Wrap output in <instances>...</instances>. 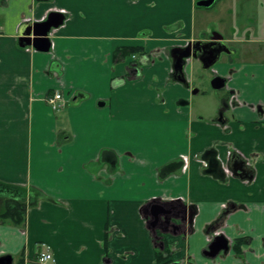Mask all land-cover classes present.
I'll list each match as a JSON object with an SVG mask.
<instances>
[{"label":"crops","instance_id":"crops-1","mask_svg":"<svg viewBox=\"0 0 264 264\" xmlns=\"http://www.w3.org/2000/svg\"><path fill=\"white\" fill-rule=\"evenodd\" d=\"M195 1L0 0V213L9 199L27 207L21 225L0 219V257L38 264L47 244L54 264H264V0H243L250 22ZM52 12L65 18L49 50L21 46L22 25ZM212 26L233 52L210 70L188 59L186 87L170 48ZM132 45L153 62L116 56ZM55 92L59 111L46 101ZM230 154L249 176L224 170ZM152 204L169 211L162 247ZM220 235L229 250L207 255Z\"/></svg>","mask_w":264,"mask_h":264},{"label":"water","instance_id":"water-1","mask_svg":"<svg viewBox=\"0 0 264 264\" xmlns=\"http://www.w3.org/2000/svg\"><path fill=\"white\" fill-rule=\"evenodd\" d=\"M208 2H203L201 4H207ZM65 16L59 12H52L48 15V17L43 21L37 22H27L24 23L20 29V45H32L36 49L41 51H48L51 46V41L49 38L50 32L58 28L63 24ZM212 38L214 39H222V36L216 32L212 33ZM202 45V48H196L198 45ZM219 46H222L221 48ZM178 53L172 56L173 61V69H174V77L181 81L182 83L187 84L186 75L184 72V66L187 63L189 58H197L201 61L204 69H210L216 61L219 59L221 53L226 52L227 47L225 43L222 41L218 42H202L192 41L189 45L183 48H177ZM211 85L214 89H221L225 86V80L223 78H215ZM230 98L227 101L223 102V106L218 111L217 120L222 122L225 110L229 109L230 104L228 103ZM219 164H213L211 167H217ZM225 171L233 172L237 176H249L251 174V168L247 165L246 160L243 159L238 154H231L229 157V164L227 167L224 166ZM147 213H149L146 210ZM151 213L149 214V228L153 232V236L158 241V244L162 247L163 241H161V236L157 234V229H163V225L165 224L167 219L168 210L164 209L157 204H152ZM181 213V221L187 222L189 225L193 223L194 211L193 207L184 205L182 210H179ZM162 215L164 221L162 220ZM168 223V222H167ZM229 242L224 237V235L217 236L209 246L208 250L205 251L209 256H215L220 252H227L229 250ZM0 264H12V257L10 255H6L0 257Z\"/></svg>","mask_w":264,"mask_h":264},{"label":"flooded vegetation","instance_id":"flooded-vegetation-1","mask_svg":"<svg viewBox=\"0 0 264 264\" xmlns=\"http://www.w3.org/2000/svg\"><path fill=\"white\" fill-rule=\"evenodd\" d=\"M222 0H196L195 1V7L197 8V9H212V10H214V11H218V10H215L214 8H213V4H217V3H220ZM203 2H208L207 4H201V3H203ZM242 2H244L243 0H242ZM232 5V4H231ZM235 5H238V3L237 2H235L234 3V6ZM215 6V5H214ZM238 7H239V5H238ZM244 7L246 8V6H245V2H244ZM250 8H251V12H249V13H247L246 15H245V17L242 19V18H239V17H237V18H239V19H242L243 21H244V19H251L252 21H254L255 20V16H256V13L254 12V7L252 6V4L249 6ZM248 8V7H247ZM229 11V10H228ZM208 20H209V18H208ZM210 21V20H209ZM214 28L212 27V29H211V32H209V33H207L206 34V36H205V39L204 40H201V39H197V40H194V41H198V40H200V41H202V42H212V41H214L215 43L216 42H218V41H223L224 43H225V45H226V47H227V50H226V52H223V53H226V54H228V53H231V52H233V49L224 41V36L221 34V33H219L217 30L216 31H214L213 30ZM213 32H216V33H218L219 35H221L222 36V39H214V38H212V33ZM192 42V41H191ZM191 42H188L186 45H184V46H182V47H179V46H175V47H172V48H170V54H171V58H172V56H175L174 54H176V53H178V49L177 48H183V47H186L187 45H189ZM144 47V46H143ZM220 48L222 47V46H219ZM196 48H202V45H198ZM223 53H221V55L223 54ZM139 56H142V57H145V63L146 64H150V63H152L153 62V60H152V58H151V56L150 55H148V52L146 51V49H145V47H144V51L141 53V54H138ZM221 55H220V57H221ZM136 55H134V57H135ZM220 57H219V59H220ZM189 59H191V58H189ZM218 59V60H219ZM218 60L216 61V63L218 62ZM187 62H188V60H187ZM215 63V64H216ZM187 64V63H186ZM214 64V65H215ZM214 65L210 68V69H212L213 67H214ZM210 69H208V70H210ZM189 70V65H185L184 66V72H185V75H186V79H187V84H185V83H183L186 87H189V80H188V73H187V71ZM205 70H207V69H205ZM136 74H137V76H140L141 75V70L140 69H137L136 70ZM215 78H221V77H219V76H217V75H215L214 77H213V79H212V81L215 79ZM125 80V79H124ZM126 81V80H125ZM211 81V82H212ZM225 85H226V82H225ZM234 97H235V95H233ZM231 155V154H230Z\"/></svg>","mask_w":264,"mask_h":264},{"label":"trees","instance_id":"trees-1","mask_svg":"<svg viewBox=\"0 0 264 264\" xmlns=\"http://www.w3.org/2000/svg\"><path fill=\"white\" fill-rule=\"evenodd\" d=\"M144 51V47L140 45L124 46L119 49L116 56L120 55L122 57L132 56L141 54ZM26 204L23 201L16 199H9L5 203V208L2 213H0L1 221L7 222L11 221L16 225H21L25 220L26 214ZM243 240L239 239L235 247H239ZM188 264H196L194 262H189Z\"/></svg>","mask_w":264,"mask_h":264},{"label":"built area","instance_id":"built-area-1","mask_svg":"<svg viewBox=\"0 0 264 264\" xmlns=\"http://www.w3.org/2000/svg\"><path fill=\"white\" fill-rule=\"evenodd\" d=\"M46 101L53 110L59 111L63 107L65 99L62 93L55 92L52 95H48ZM37 262L38 264H54L55 257L49 245L44 244L40 249L37 256Z\"/></svg>","mask_w":264,"mask_h":264},{"label":"rangeland","instance_id":"rangeland-1","mask_svg":"<svg viewBox=\"0 0 264 264\" xmlns=\"http://www.w3.org/2000/svg\"><path fill=\"white\" fill-rule=\"evenodd\" d=\"M222 1H223L222 3L213 4V8L216 9V10H218V9L220 10L221 8L228 7L231 4H232V6H234V3L237 2L236 0H222ZM237 3L239 5L238 12H236V5H235V9H234L235 12L233 14H231L230 11H227L226 17L223 19V22L224 21L225 22L230 21L231 18L233 19L236 16L243 19L247 13L251 12V8L250 7H248V8H247V6H246V8L244 7V2H242V0L238 1ZM196 15H197V20H201L202 19L199 16L198 13L195 14V16ZM244 21L250 22L252 20L246 18V19H244ZM206 22H208V21H206ZM212 27L214 28L213 30L215 31V26H212ZM196 77H198V76L196 75Z\"/></svg>","mask_w":264,"mask_h":264}]
</instances>
